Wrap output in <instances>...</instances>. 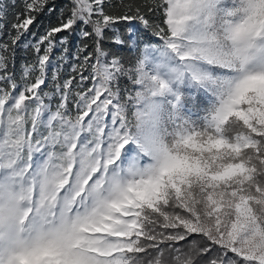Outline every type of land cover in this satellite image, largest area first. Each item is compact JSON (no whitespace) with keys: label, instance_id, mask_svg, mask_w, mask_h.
Segmentation results:
<instances>
[{"label":"snow or ice","instance_id":"snow-or-ice-1","mask_svg":"<svg viewBox=\"0 0 264 264\" xmlns=\"http://www.w3.org/2000/svg\"><path fill=\"white\" fill-rule=\"evenodd\" d=\"M0 264H264V0H0Z\"/></svg>","mask_w":264,"mask_h":264},{"label":"trees","instance_id":"trees-1","mask_svg":"<svg viewBox=\"0 0 264 264\" xmlns=\"http://www.w3.org/2000/svg\"><path fill=\"white\" fill-rule=\"evenodd\" d=\"M69 0H50L51 4H54L57 9L64 8L65 5H67ZM67 11V9H65ZM59 17V11L49 14L47 12L41 13L37 16V20L34 22V24L30 27V32L35 33V38H38L40 35H42L45 30L51 26L57 24ZM12 22V17L9 16L8 18V23L10 24ZM122 28V26H121ZM59 35H68L67 32L61 33ZM109 36H111V33H109ZM6 39L7 37H3ZM30 40H33L32 37H29ZM69 51L74 52L76 49V46L78 44V36L76 35H71L69 36ZM34 42V41H33ZM91 43V42H89ZM105 48L108 51H119V54L126 58V59H131L132 54L128 52L126 48H119L117 49L116 46L110 45L107 41L105 42ZM34 58V54L31 52V50L25 51L23 49H18L17 50V55H16V71L17 74H19L21 64H23L26 61H31Z\"/></svg>","mask_w":264,"mask_h":264}]
</instances>
